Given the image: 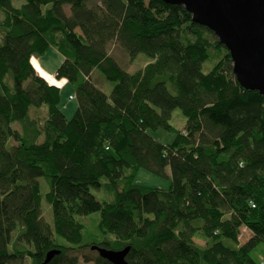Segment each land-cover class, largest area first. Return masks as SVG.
I'll list each match as a JSON object with an SVG mask.
<instances>
[{
  "label": "trees",
  "instance_id": "1",
  "mask_svg": "<svg viewBox=\"0 0 264 264\" xmlns=\"http://www.w3.org/2000/svg\"><path fill=\"white\" fill-rule=\"evenodd\" d=\"M0 9V264H43L53 249L47 264H79V254L113 264L86 253L94 244L130 245V264H259L251 251L264 243V97L236 80L218 39L221 56L204 70L210 30L162 0H0ZM111 44L150 61L126 71ZM52 47L64 58L55 77L78 102L71 118L61 88L31 61ZM94 71L114 82L110 93ZM175 109L187 118L180 130ZM158 128L175 131L174 141L153 138ZM167 167L168 190L134 183L140 169L162 176ZM103 185L99 201L91 190ZM94 212L102 240L92 244L78 217ZM242 228L252 233L244 243Z\"/></svg>",
  "mask_w": 264,
  "mask_h": 264
},
{
  "label": "water",
  "instance_id": "2",
  "mask_svg": "<svg viewBox=\"0 0 264 264\" xmlns=\"http://www.w3.org/2000/svg\"><path fill=\"white\" fill-rule=\"evenodd\" d=\"M184 6L192 22L210 30L228 50L233 73L240 85L264 97V0H162ZM130 245L109 249L93 245L92 250L113 264H130ZM59 249L47 252V264Z\"/></svg>",
  "mask_w": 264,
  "mask_h": 264
},
{
  "label": "rangeland",
  "instance_id": "3",
  "mask_svg": "<svg viewBox=\"0 0 264 264\" xmlns=\"http://www.w3.org/2000/svg\"><path fill=\"white\" fill-rule=\"evenodd\" d=\"M101 0H88L89 6H93L96 3H99ZM24 0H13V3L15 6H20ZM4 12L0 9V20L4 19ZM206 36L210 39L212 42V47L210 48L212 54H213V60L207 61L204 63L203 68L207 72L210 70V68L219 60L220 54L216 51L215 41L218 39L211 31H208L206 33ZM2 37V30L0 28V42ZM112 55L115 56L118 64L129 72H135L141 68H143L148 61H150V57L144 53L138 54V56L131 60L129 59V56L124 52L120 46L118 45H112L110 46ZM35 60V68L39 71V73L43 76H46L43 74H47L48 76L55 74L57 68L60 66V64L63 61V56L55 49L50 48L44 55L42 56H34ZM37 61V62H36ZM39 67V68H38ZM55 72V73H54ZM47 79H49L46 76ZM94 82L97 84L101 90H103L105 93H110L114 82L106 79L99 71H94L93 76ZM49 82V80H48ZM62 92V103L61 107H63V111L66 114L68 118H71L77 108L78 102L75 97L73 99L69 98L70 94H73L74 92L70 84H65L61 88ZM187 122V118L183 115L180 109H175L172 113V117L170 120V123L174 126L175 129H182ZM17 128H20L18 124H15ZM150 135L155 138L156 140L160 141L163 144H171L176 136V132L173 130H166L163 128H158L155 130L149 131ZM169 169V170H168ZM166 175H157L149 170L146 169H140L134 179V183L138 185L153 187V188H159L161 190H168L170 187V168H166ZM170 173V174H169ZM39 181L42 183V193L45 194L49 190V185L45 178L41 177L39 178ZM106 180L103 179L102 182L104 183ZM93 195L99 200L104 201L107 196V192L104 189V185L98 190L93 188L91 190ZM112 195V194H111ZM113 196V195H112ZM43 217L44 219L50 223L53 224V213L51 210V206L46 203V201H43ZM79 220L86 225V230L84 231V242L86 243H98L102 240V235L98 229V222L100 219V213L94 212L89 215L78 217ZM16 235V233L13 235V237ZM252 233L247 228L241 229V235H240V242L244 243L246 242L250 237ZM200 245H204L203 240H197L196 241ZM89 249H86V253L89 252L90 255L95 256L96 252L88 251ZM79 258V264H95L94 262H85L83 258ZM251 256L256 262H260L264 260V243L258 242L257 245L253 248L251 251ZM15 264H30V259L28 257H25L21 262H17Z\"/></svg>",
  "mask_w": 264,
  "mask_h": 264
},
{
  "label": "crops",
  "instance_id": "4",
  "mask_svg": "<svg viewBox=\"0 0 264 264\" xmlns=\"http://www.w3.org/2000/svg\"><path fill=\"white\" fill-rule=\"evenodd\" d=\"M37 62V61H36ZM149 62V61H148ZM147 62V63H148ZM146 63V64H147ZM39 68V67H38ZM37 70V69H36ZM38 71V70H37ZM39 72V71H38ZM43 74L44 75H46L49 79H47V80H49V83H51V84H54V85H57V86H59L60 88H62V86L63 85H65V84H67L68 83V81H67V79H65V78H62V79H57L56 77H54V75L55 74H52V75H50V76H48L47 74H45L44 72H43ZM73 92H74V90H73ZM70 96H72V97H75V92H74V96H73V94H70L69 95V98H70ZM73 99V98H72Z\"/></svg>",
  "mask_w": 264,
  "mask_h": 264
},
{
  "label": "bare ground",
  "instance_id": "5",
  "mask_svg": "<svg viewBox=\"0 0 264 264\" xmlns=\"http://www.w3.org/2000/svg\"><path fill=\"white\" fill-rule=\"evenodd\" d=\"M15 6V5H14ZM229 53V52H228ZM36 56V55H35ZM35 58L34 57H32V59H31V61H32V63H33V65H34V67H35ZM55 73V72H54ZM45 78H46V76H44ZM54 77H55V75H54ZM237 80V79H236ZM169 170V169H168ZM170 174V173H169ZM45 178V177H44ZM46 180V179H45ZM48 182H49V180H48ZM49 184V183H48ZM41 194H42V192H41ZM43 195H45V194H43ZM93 244V243H92ZM95 245V244H94ZM108 247V246H107ZM106 248V247H105ZM44 259H45V257H44Z\"/></svg>",
  "mask_w": 264,
  "mask_h": 264
},
{
  "label": "built area",
  "instance_id": "6",
  "mask_svg": "<svg viewBox=\"0 0 264 264\" xmlns=\"http://www.w3.org/2000/svg\"><path fill=\"white\" fill-rule=\"evenodd\" d=\"M73 97L70 96V99H72ZM259 264H264V260L260 261Z\"/></svg>",
  "mask_w": 264,
  "mask_h": 264
}]
</instances>
